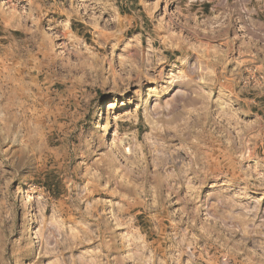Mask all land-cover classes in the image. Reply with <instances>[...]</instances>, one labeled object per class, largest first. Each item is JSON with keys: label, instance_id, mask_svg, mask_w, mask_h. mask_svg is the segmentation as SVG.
Here are the masks:
<instances>
[{"label": "rangeland", "instance_id": "obj_1", "mask_svg": "<svg viewBox=\"0 0 264 264\" xmlns=\"http://www.w3.org/2000/svg\"><path fill=\"white\" fill-rule=\"evenodd\" d=\"M0 264H264V0H0Z\"/></svg>", "mask_w": 264, "mask_h": 264}]
</instances>
